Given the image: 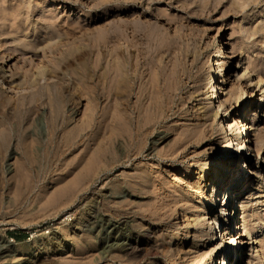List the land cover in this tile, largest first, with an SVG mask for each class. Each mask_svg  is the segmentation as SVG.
Returning a JSON list of instances; mask_svg holds the SVG:
<instances>
[{
    "label": "rangeland",
    "instance_id": "obj_1",
    "mask_svg": "<svg viewBox=\"0 0 264 264\" xmlns=\"http://www.w3.org/2000/svg\"><path fill=\"white\" fill-rule=\"evenodd\" d=\"M150 1L0 0V70L13 86L0 81V238L18 251L0 263L28 264L29 252L33 264H225L226 253V264H261L256 253L264 263V0ZM117 45L126 57L151 51L158 64L138 70L142 84L128 102L107 79ZM221 83L225 92L213 99ZM139 87L143 103L172 87L179 108L128 154L111 114L118 105L122 123L126 108L135 116ZM71 129L79 145L69 148ZM161 133L166 140L154 144ZM232 133L251 148L236 153ZM225 164L233 172L219 187ZM87 166L79 186L73 181ZM241 183L227 208L238 205L232 227L224 196ZM95 213L110 228L90 225ZM103 238L122 245L108 251Z\"/></svg>",
    "mask_w": 264,
    "mask_h": 264
},
{
    "label": "bare ground",
    "instance_id": "obj_2",
    "mask_svg": "<svg viewBox=\"0 0 264 264\" xmlns=\"http://www.w3.org/2000/svg\"><path fill=\"white\" fill-rule=\"evenodd\" d=\"M152 2L153 1H156V0H151ZM150 1V2H151ZM147 4H149L148 2H147ZM151 4V3H150ZM123 28H125V27H123ZM126 30V28L125 29H122V31H120V32H117V31H115V30H113L112 32H111V39H115V38H117V37H120L121 38V35H124V31ZM134 32V31H133ZM135 35H137L136 36V39H140V36L142 37V35H138V34H135ZM134 37V36H133ZM138 39V40H139ZM141 39H143V38H141ZM148 39V38H147ZM146 39V40H147ZM116 40V39H115ZM133 40H135V38H133ZM135 42V41H134ZM144 42V41H143ZM135 43H137V41L135 42ZM135 45V44H134ZM134 45L132 46V47H134ZM138 45H140V44H138ZM119 45H117V47H115L113 50H111V54H109L111 57V60H109V65H110V69H109V74L107 75V74H105V73H103V75L105 74V76L107 75L108 76V80H109V83H110V87H111V90L110 91H112V93H113V91L115 92L114 94H116V95H120V96H122V98H124L126 101L125 102H128V100H129V98H131V95H132V91L134 90V89H136L135 87H136V85L139 83L140 85L142 84V76H141V74H138V70H140L141 68H144L145 67V69H144V71H146V66L148 67H154L153 65H156L157 63H156V61L153 59V55L150 53V52H148L147 50H145L144 48H137L136 46H135V48H137L136 49V51L135 52H137V56L135 57H133V56H128V57H126L127 55L125 54V53H123V52H120L119 51V49H120V47H118ZM134 48V49H135ZM127 49V48H126ZM150 49V48H149ZM108 51V50H107ZM133 51V50H132ZM131 51V52H132ZM82 52V51H81ZM90 52H91V50H90ZM93 52V51H92ZM103 52V51H102ZM109 53H110V51H109ZM121 53H123V55H124V57H121L122 59L120 60V59H118L119 57V55L121 54ZM128 53V52H127ZM129 53H130V51H129ZM129 53H128V55H129ZM133 53V52H132ZM155 53V52H154ZM153 53V54H154ZM85 54V56L87 55V53H84ZM93 54H94V52H93ZM100 53H99V50H98V55H99ZM131 54V53H130ZM81 55H83V53L81 54L80 53V56ZM90 55V54H89ZM102 55H103V53H102ZM108 55V54H107ZM122 55V54H121ZM126 55V56H125ZM84 56V57H85ZM96 57H98V56H96ZM80 58V57H79ZM81 58H83V57H81ZM99 58H100V56H99ZM107 58H109V57H107ZM109 58V59H110ZM86 59V58H85ZM87 60V59H86ZM85 61V60H84ZM97 61H98V59H97ZM102 63V62H101ZM82 65V64H81ZM158 65V64H157ZM156 65V66H157ZM108 66V65H107ZM135 67V70L133 71V72H131L130 71V67ZM161 67V66H160ZM163 67V66H162ZM165 68V67H164ZM134 69V68H133ZM154 68H152V70H153ZM150 71H151V68L149 69ZM149 70H148V72H149ZM156 70V69H155ZM162 70V69H161ZM166 70V69H165ZM105 71H107V70H105ZM143 71V72H144ZM154 71V70H153ZM157 71H159V69L157 70ZM156 71V72H157ZM176 71L177 72H180V70L178 69V68H175V73H176ZM182 71V70H181ZM184 71V70H183ZM155 72V73H156ZM164 72L165 71H163V74H164ZM173 72V71H172ZM173 72V73H174ZM142 73V72H141ZM146 73V72H145ZM165 73H167V72H165ZM175 73L173 74L174 76H175ZM182 73V72H181ZM150 74V73H149ZM154 74V73H153ZM157 74V73H156ZM184 74L188 77L189 76V73H188V71H185V72H183V76H184ZM178 75V74H177ZM146 76V75H145ZM153 76H155V75H153ZM159 75H157V77H158ZM163 76V75H162ZM165 77H166V75H164ZM182 76V77H183ZM186 76H184V77H186ZM144 77V76H143ZM156 77V78H157ZM164 77V78H165ZM178 77H179V75H178ZM180 77H181V75H180ZM163 78V79H164ZM104 79H106L105 77H104ZM103 79V80H104ZM106 79V80H107ZM144 79V78H143ZM180 79V78H179ZM183 79V78H182ZM2 80V81H1ZM145 80V79H144ZM143 80V81H144ZM157 80V79H156ZM158 80H159V78H158ZM162 80V79H161ZM160 80V81H161ZM168 80V79H167ZM173 80H175V78L173 79ZM186 80V79H185ZM0 81L1 82H5L6 84H8L9 86H10V88H12L13 86L11 85V83H9V82H7V80L5 79V74H4V72H3V70H0ZM170 81V80H169ZM175 81H178V79L177 80H175ZM175 81H173L174 83H175ZM181 81V80H180ZM103 82V81H102ZM157 82H159V81H157ZM156 82V83H157ZM171 82V81H170ZM108 83V84H109ZM150 83V82H149ZM172 83V82H171ZM182 83V82H181ZM210 83V82H209ZM103 84H104V82H103ZM138 84V85H139ZM150 84H152V83H150ZM158 84V83H157ZM163 84V83H162ZM165 84V83H164ZM155 85V84H154ZM161 85V84H160ZM171 85H174V84H171ZM176 85V84H175ZM150 86V85H149ZM220 86V87H219ZM219 86H217L216 87V90L214 91V93L213 94H215V96H214V98L213 99H217V96H216V94L218 93V92H220V90H222V93H224L225 92V89H224V87H222V83L219 85ZM152 87V86H151ZM151 87H150V89H151ZM155 87V86H154ZM166 87V86H165ZM158 88V87H157ZM156 88V89H157ZM160 88V87H159ZM172 88V87H171ZM171 88H168V90L165 92V90L163 91V92H161V91H156L155 93H157L156 95H155V93H154V96H152V97H149L148 99V101H146L145 103H143V101L141 100L143 97H146L145 96V89L143 88V87H139V90H138V97H139V105H137L136 107H135V116H133V117H131L132 115L130 114V113H128L127 112V108L125 109V115L124 116H122V118H124V122L122 123L121 121H119V119H118V117H117V115H116V111H117V108H118V105H114L113 106V113L111 114V127H112V130H113V132H114V134L116 135V136H122L123 138H124V141H125V150H127V153L129 154H131V153H133V152H136L137 150H139V152H140V149L142 148H145L143 145H144V141H145V139L148 137V134L150 133V132H152V130L156 127V126H158V125H160L161 123H165V121H167V120H169L170 118H172L173 116H175L177 113H178V108H179V106H177L176 105V102H175V99L173 98V95L172 94H174V92H172V90H171ZM174 88V87H173ZM176 88V87H175ZM174 88V89H175ZM165 89V88H164ZM173 89V90H174ZM149 90V89H148ZM177 90H179V89H177ZM134 92V91H133ZM111 93V92H110ZM136 93V92H135ZM134 93V94H135ZM183 93V92H182ZM152 94V93H151ZM137 95V94H136ZM151 96V95H150ZM146 99V98H145ZM212 99V100H213ZM137 100V101H138ZM138 103V102H137ZM219 103V106H218V108H221V106H222V104H221V102H218ZM123 104H125V103H123ZM123 107V106H122ZM134 114V113H133ZM92 117V116H91ZM240 117H242L240 120H239V123H238V128H239V132L240 133H244V134H246V131L247 130H251L252 129V126L251 127H249L248 126V124H247V122H245L246 120H247V118L245 117V115L242 113V116L240 115ZM87 123H88V121H87ZM86 123V124H87ZM167 123V122H166ZM165 123V124H166ZM91 124V123H90ZM84 126H85V123H84ZM92 126V125H91ZM128 126V127H127ZM200 126V125H199ZM82 127V126H81ZM81 127H80V129H81ZM87 127H88V125H87ZM87 127H85V128H87ZM91 128V127H90ZM89 128V130H91ZM206 128H204L203 130H201L199 133L201 134V133H205V132H207L208 130L206 129ZM72 131L70 132V133H72V137H70L69 136V134H68V132L70 131H68L67 132V134H68V136L70 137V138H72L71 139V142H66V143H68V145H70V146H68L69 148H71V147H73V146H76L77 145V143H78V140H77V137H79L78 136V133H79V131L77 130V129H71ZM87 130V129H86ZM196 129H193L191 132H189V131H186V134L184 133L183 134V136L184 135H186L185 137H183L184 138V140L183 141H185L186 139H188L189 137H192V136H195V134H196ZM82 133H83V131H81ZM80 134V133H79ZM233 134V136H234V142L232 143V148L233 149H235V147H236V153H238V154H241V152L238 150V152H237V149L238 148H240V150H244V147H245V150H249L250 148H251V143H249V141L246 139L245 141H246V144H245V146L244 147H241V143H240V141H239V138L234 134V133H232ZM66 135V134H65ZM150 135V134H149ZM64 136V135H63ZM166 137H167V135L166 134H163V133H161V134H159L158 135V139L154 142V144H161V143H163L165 140H166ZM67 138V137H66ZM64 139H65V137H64ZM68 139V138H67ZM66 139V140H67ZM63 140V139H62ZM61 140V141H62ZM181 141V140H180ZM81 143V142H80ZM79 145V144H78ZM77 145V146H78ZM178 145H179V147L181 146L180 145V142L178 143ZM64 146V145H63ZM67 146V145H66ZM64 148V147H63ZM64 150H66V148H64ZM151 150V149H150ZM61 151H63V150H61ZM67 152H69L68 150H67ZM139 152L137 153V154H139ZM185 152V151H184ZM62 153V152H61ZM63 153H64V151H63ZM185 153H187V152H185ZM67 154V153H66ZM184 154V153H183ZM188 154V153H187ZM235 154V153H234ZM246 154V153H245ZM135 155V154H134ZM237 159H239V156H238V158H236V163H238V161L239 160H237ZM88 167V166H87ZM84 168V170H83V172L81 171V174L79 173L78 175H76V177L75 178H77V179H74V181L73 182H75L76 184L79 182V184H82V185H79V186H83V184L84 183H82V182H80V181H82V179H85L84 177H87V175H89V173H88V171L90 170V168L88 167V168ZM230 171V168H229V165L228 164H225V168H224V170L220 173V176H218V178H216V184L219 186V187H221V186H223V181H224V174H226V172H229ZM233 172V169L230 171V174ZM247 172V170H244V173H246ZM78 176V177H77ZM221 176H222V178H221ZM89 177V176H88ZM87 177V178H88ZM87 178H86V180H87ZM75 180H77V182L75 181ZM79 180V181H78ZM227 181V180H226ZM83 182H84V180H83ZM244 183V182H243ZM243 183H241V184H235L234 186H232V188H230V189H228L227 190V192L225 193V196H224V201L226 202V208L223 210L224 211V213H223V215H224V217H226L227 218V224L229 225V226H232L233 227V222H234V220H233V216H236V214H237V212L234 214V212H235V209H237V211H238V205L236 204V206H234V208H231V209H227V208H229V202H230V200H231V198H233V196H237V195H241L240 194V192L239 191H237V192H233L232 190H234V189H237V188H239L241 185H243ZM218 187V188H219ZM233 193H235L234 195H233ZM110 198V197H109ZM235 198V197H234ZM244 198H242L241 200H243ZM217 202V201H216ZM215 202V203H216ZM224 202V203H225ZM215 203H213L212 205H211V207H214L215 205ZM91 205V204H90ZM222 207H223V205H222ZM241 207H243V204L241 205ZM91 208V207H90ZM95 210V209H94ZM98 212V211H97ZM94 215V216H93ZM91 214V216H92V218H91V220L89 221V223H90V225H93V227H95V228H99V227H102L103 226V223L104 224H108L109 226V228H110V225H111V223L109 224V223H107L106 221L108 220V219H106L105 218V220L101 217V214L99 215V213H95V214ZM88 218H89V216H88ZM85 221V220H84ZM109 221V220H108ZM205 221H207V224L205 225V227L204 228H207V226H209V229H208V232H206V236L207 235H212V237H214L215 235H217V234H213V232H211V229H213V227H214V222L213 221H211V218H206V220ZM106 222V223H105ZM216 224L218 225V222H216ZM102 225V226H101ZM89 226V225H88ZM82 227V226H81ZM105 227V226H104ZM212 227V228H211ZM89 228V227H88ZM88 228H86V229H88ZM115 228V227H114ZM90 229H91V231L94 229V228H91L90 227ZM100 229V228H99ZM116 229H117V227H116ZM80 230V229H79ZM85 230V229H84ZM83 230V231H84ZM104 230V229H103ZM105 230H106V228H105ZM110 230V229H109ZM112 230V229H111ZM119 230V229H118ZM207 230V229H206ZM214 230H215V228H214ZM81 231V230H80ZM82 231V232H83ZM102 231V230H101ZM114 231V230H113ZM117 231V230H116ZM95 232H97V231H95ZM109 232V231H108ZM99 234V233H98ZM178 232H176L175 233V236H174V238H173V240H175V239H177L179 236H178ZM116 235H118V232H117V234ZM229 236V233L226 231V232H224V236ZM102 236V235H101ZM106 236V235H105ZM130 236V235H129ZM223 236V235H222ZM114 238V237H113ZM117 238V237H116ZM133 238V237H132ZM109 239V238H108ZM100 241L105 245V248H107L108 249V251H109V249L111 250L112 248H114V247H116V246H121L122 244L120 243V242H118V240L117 239H112V241L109 243V242H107V238H103V239H100ZM122 241V240H121ZM126 241V240H125ZM124 241V242H125ZM210 241H212V239H210ZM12 240H9V241H6L4 238H0V262H1V260H7V258L9 259V257H13L18 251L16 250V248H14V246H13V244H12ZM172 242L173 241H171L170 242V244H172ZM178 244H179V241L177 242H175L174 243V245L176 246V247H178ZM231 244V243H230ZM137 244H136V242L134 241V240H132V239H129L128 241H127V243H126V247H127V249H129V248H132L133 246H136ZM102 246V245H101ZM229 246V242L228 243H226V247H228ZM125 247V248H126ZM103 248V247H102ZM105 248H103V249H105ZM133 248H135V247H133ZM126 250V249H125ZM132 250V249H131ZM130 251V250H129ZM28 253V252H27ZM19 254V253H18ZM32 252H29L26 256H27V258H24V259H22L23 261H24V263H28V264H33L31 261H29V259L31 258V256H32ZM239 254V253H238ZM20 255V254H19ZM23 256V255H22ZM37 257V255L35 256V257H33V259H35ZM231 257V253L229 254V253H226L225 254V256H224V262H225V264L227 263L226 261H228L229 260V258ZM10 258V259H11ZM15 258H16V255H15ZM260 258H261V256L259 255V253H256V256H255V258H254V260H258L261 264H264V263H262L261 262V260H260ZM19 259V258H18ZM12 260H13V258H12ZM11 260V261H12ZM21 261V260H20ZM6 262V261H5ZM10 262V261H9ZM34 262H35V260H34ZM7 263V262H6ZM241 262L239 261V259L238 260H236V264H240ZM0 264H5L4 263V261H3V263H0ZM35 264V263H34ZM213 264H219L218 262H215V261H213ZM224 264V263H223Z\"/></svg>",
    "mask_w": 264,
    "mask_h": 264
},
{
    "label": "trees",
    "instance_id": "obj_3",
    "mask_svg": "<svg viewBox=\"0 0 264 264\" xmlns=\"http://www.w3.org/2000/svg\"><path fill=\"white\" fill-rule=\"evenodd\" d=\"M13 235H15V236L17 237V239H19L20 237H25L24 234H13ZM18 235H19V236H18Z\"/></svg>",
    "mask_w": 264,
    "mask_h": 264
}]
</instances>
